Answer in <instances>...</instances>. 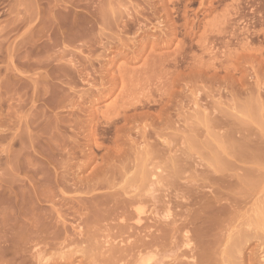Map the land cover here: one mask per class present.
<instances>
[{
  "label": "rangeland",
  "instance_id": "1",
  "mask_svg": "<svg viewBox=\"0 0 264 264\" xmlns=\"http://www.w3.org/2000/svg\"><path fill=\"white\" fill-rule=\"evenodd\" d=\"M0 264H264V0H0Z\"/></svg>",
  "mask_w": 264,
  "mask_h": 264
},
{
  "label": "bare ground",
  "instance_id": "2",
  "mask_svg": "<svg viewBox=\"0 0 264 264\" xmlns=\"http://www.w3.org/2000/svg\"><path fill=\"white\" fill-rule=\"evenodd\" d=\"M142 211H143V210H142ZM136 213H137V215L140 214V213H141V210H140L139 208H138V210L136 209ZM142 213H143V212H142ZM186 238H187V237H186ZM187 240H188V239H187ZM186 242H187V241H186ZM187 243H188V242H187ZM38 254H40V252H39ZM43 255H44V254H43ZM36 257H37V256H36ZM202 257H203V256H202ZM39 258H40V261H41V259H43V257H41V256H40ZM143 260H144V259H143ZM40 261H39V262H40ZM42 263H43V262H42Z\"/></svg>",
  "mask_w": 264,
  "mask_h": 264
}]
</instances>
